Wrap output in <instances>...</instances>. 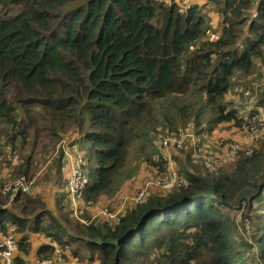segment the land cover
I'll return each instance as SVG.
<instances>
[{"label":"trees","instance_id":"obj_1","mask_svg":"<svg viewBox=\"0 0 264 264\" xmlns=\"http://www.w3.org/2000/svg\"><path fill=\"white\" fill-rule=\"evenodd\" d=\"M205 7L219 20L213 39L196 4L0 0V165L7 168L0 188L33 181L12 198L0 192V231L12 228L17 243L13 264H25L30 253L26 233L52 240L39 249L40 260L59 250L80 264H264V142L241 154L229 173L198 175L181 165L186 187L148 192L145 203L126 206L115 227L102 218L86 226L71 220L63 197L54 214L31 194L64 133L71 147L85 141L92 165L84 201L94 205L119 188L135 139L174 137L188 124L198 136L227 122L247 127L264 110V90L252 108L225 103L234 81L249 76L256 60L264 64V0H206ZM39 124L48 134H39ZM61 155L47 182L58 178ZM242 202L247 211L260 204L250 221L256 253L236 238L237 225L224 211Z\"/></svg>","mask_w":264,"mask_h":264},{"label":"rangeland","instance_id":"obj_2","mask_svg":"<svg viewBox=\"0 0 264 264\" xmlns=\"http://www.w3.org/2000/svg\"><path fill=\"white\" fill-rule=\"evenodd\" d=\"M166 3L175 2L180 7H185L186 5H198L202 9L203 13L205 14L206 24L211 29L208 30L207 37L209 39H213L216 36L219 35V20L215 18L214 12L210 9V7H205L206 0H163ZM20 10V6L14 7L13 10L10 11V13L7 15L13 16ZM247 82V86L244 89L242 84L243 82ZM234 86L229 91L225 98V103L228 105V103L233 102L235 105L244 104L245 106L253 105L256 98L258 97L259 93L264 90V64H262L259 60L255 61V68L253 72L244 78V76H241L234 81ZM185 101L190 102L192 100L185 98ZM231 103V104H233ZM233 104V105H234ZM255 118L252 120L254 128L250 130L249 125L247 124V127L243 126L242 128H237L232 126L231 124L223 123L218 124L214 127H212V130L207 133H203L201 136H198L195 132V129L191 124L186 125L181 131L183 132H190V134L194 138V142L190 143V146L186 145L181 148H169L167 151H164L160 145L159 142L163 140L160 139L161 137L156 135L154 138L153 136L149 135L146 138L142 139H135L130 146V150L128 151L129 154L127 156L125 165L122 169V172L124 176L117 179L116 185H120L119 188L113 192V194L102 196L101 202H99L104 205L103 208H106L110 214L116 213V210L114 211L113 208H111L110 203H106L105 200H114L113 204H116L119 201L118 195L124 196L125 198L130 197L131 202L134 201L137 196L143 192L145 199L148 195V192L152 193H164V192H170L172 189L177 188V185H173V187L166 189L164 188L165 182L162 180L168 179V172L165 169V164L163 161V156L167 152L169 157L175 162V176L176 180H184L178 170H180L181 165H183L186 169L190 170L192 167H196L199 171L196 173L198 175H203L206 173L205 170H207L203 166V162L206 158H212L214 160H217L218 163L214 165V170L209 169L211 172L215 171L216 173L221 171L224 173H229L230 169L232 167V163L237 160L241 154H246V151L257 149L260 143L264 142V126H261L258 124V120L262 118L264 120V110L259 107L258 112H254L253 115H255ZM161 115L157 114L158 118V125L159 127L162 126V120L160 118ZM23 118L24 115H23ZM251 121V120H250ZM41 124H39L36 128L39 130V127ZM262 127V128H261ZM160 129V128H159ZM181 133V132H180ZM262 134L263 140H259V136L257 134ZM39 134H48V130L42 129ZM70 133H64L61 137H59V140L55 143L54 149L51 152V156L49 160L45 163L44 166L41 167L37 172V178L35 180V186L38 188L42 187L43 190H39L40 193H45V196L47 197L48 202L51 200L50 196V189H48V182L44 179V177L47 175L49 177L50 171H51V165L53 164L55 158L54 156L57 155L59 152H61L62 157H65V153L63 151L64 145L63 143H66L68 139V135ZM74 135V133H71ZM48 143V141H47ZM46 143V144H47ZM45 143H42L43 146L46 145ZM72 144V142L70 143ZM80 148L76 149L81 154L82 160L86 166L90 167L92 165L91 159L88 158L87 152H86V145L85 141L81 139V141L78 144ZM40 146V144L38 145ZM61 146V147H60ZM56 147V149H55ZM237 147V152H239V155L237 154L232 158L230 161H226V158L230 152L233 151V148ZM190 148V149H189ZM55 151L54 156L52 155ZM73 153L70 155L71 161H74L76 159L75 151L72 150ZM172 152L174 154H178V158H173ZM236 152V151H235ZM252 153V152H251ZM48 156V155H47ZM149 157V159L147 158ZM175 157V156H174ZM237 157V158H236ZM177 164V168H176ZM4 169L2 165H0V172ZM207 170V171H209ZM209 171V172H210ZM88 173V172H87ZM142 173L144 175L142 176ZM54 175V174H53ZM51 175L50 177H53ZM67 177L65 169L62 168L58 178V187L61 189L62 192H64V179ZM158 181L159 186H155V181ZM33 183V181H31ZM50 182V181H49ZM45 185V187H44ZM124 188V191L121 190ZM128 192L130 193L128 196ZM65 195V192H64ZM264 197V195H263ZM124 199L120 200L117 205H120ZM63 203H67V197L65 195V199H63ZM106 203V204H105ZM130 203V202H129ZM127 205V204H126ZM128 207V205H127ZM259 202L256 203L255 206H253V210L247 211V206L243 202L239 204V206L234 205L231 209H225L224 211L230 216L235 224L237 225V233L236 238L239 240H242V242H248V251L256 253V248L253 247V249H250L251 246V235L253 232V228L251 226V219L254 217V214L258 212L260 209ZM102 208V209H103ZM119 215V214H118ZM120 216V215H119ZM72 218V217H71ZM86 221L88 222L86 225L90 224V219ZM85 225V226H86ZM59 251V250H57ZM60 252V251H59ZM251 255L245 256L248 263H254L253 260L250 258ZM62 259V258H61ZM65 261V259H62Z\"/></svg>","mask_w":264,"mask_h":264},{"label":"built area","instance_id":"obj_3","mask_svg":"<svg viewBox=\"0 0 264 264\" xmlns=\"http://www.w3.org/2000/svg\"><path fill=\"white\" fill-rule=\"evenodd\" d=\"M264 88V87H263ZM253 105H250V108H252ZM259 109L257 110V112ZM255 115H252L250 117V120L247 121V124L249 125L250 130L254 128L252 120L255 118ZM258 124L261 126H264V120L260 118L258 120ZM262 128V127H261ZM259 136V140H263L262 134H257ZM194 142L193 136L190 134V132H182L174 137L164 138L162 141L159 142L160 147L167 151L169 148H181L185 146L186 143ZM64 145V143H63ZM61 147V146H60ZM78 149L77 147H72V150L75 151L76 159L74 161H71L70 155L73 153H66V155L69 156L68 162H70V166L68 168L67 177L64 183V188L66 191L67 198L69 202L71 203V213L73 218H75L78 222H80L83 225H86L88 222L85 220V209L82 207H77L76 204L79 202H84V191L89 183L88 179V173L85 168V164L82 160L81 154L76 151ZM66 147L64 146L63 151L65 153ZM236 151V152H235ZM252 150L246 151L245 155L251 154ZM237 154L239 155V152H237V147L233 148V151L230 152L226 158V161L232 160L234 156ZM237 158V157H236ZM163 161L165 164V169L168 172V179L162 180L165 182L164 188L169 189L173 187V185H177L178 187L183 186L186 187L188 183L185 180H176L175 176V162L169 157L168 153L166 152L163 156ZM218 163L217 160H214L212 158H206L204 162L202 163L203 166L209 170H214V165ZM210 171V170H209ZM211 172V171H210ZM215 172V171H213ZM159 180L155 181L154 185L159 186L158 183ZM32 182H27L24 178H20L17 181L13 183H5L1 186L0 192L2 195H10V197H14L17 193H25L30 190ZM145 196L144 193L141 192L137 198L134 200L136 202H133L134 204L137 203H145ZM98 218L104 219L109 226L115 227L119 224L120 217L117 213L110 214L106 208H103L99 211L98 214L94 215L90 218V222H93L97 220ZM17 252V243L12 235V229H9L5 232L0 231V260L1 264H13V255ZM38 264H66L64 260L61 259V254L59 251H55V254L52 258L46 259L44 261L39 262Z\"/></svg>","mask_w":264,"mask_h":264},{"label":"crops","instance_id":"obj_4","mask_svg":"<svg viewBox=\"0 0 264 264\" xmlns=\"http://www.w3.org/2000/svg\"><path fill=\"white\" fill-rule=\"evenodd\" d=\"M186 2H187V0L185 1V3ZM71 142H72V140L69 139V140H67L66 143H64V146L66 147V150H65V157H62V162H63L62 168L65 169L66 174L68 173V168L70 166V162H68L69 156L66 155V153L72 152V147H71V144H70ZM74 147L80 148V146L78 144L77 145L75 144ZM172 156H173V158H177V156H176V154H174V152H172ZM62 168H61V170H62ZM6 172H7V168H4L0 172V179L6 174ZM143 175H144V173H142V176ZM65 180H66V178L64 179V183H65ZM48 183H49L48 184V189H50V196H51V200L49 202L47 200V197L45 196V193L43 194V193L39 192V190H43L42 187L38 188V190H37V187L34 184V186L31 188V192H32L31 194L33 196H37L40 199H42L45 202L47 208L50 211H52L54 214H57L56 213V201H57V199L59 197H63V199H65L66 191H65V188H64V192H65V195H64V192H62L61 189L58 187L57 178H52V180L50 182H48ZM44 187H45V185H44ZM121 191L123 192L124 188ZM129 194L130 193L128 192V196H129ZM66 197H67V195H66ZM117 198H119V201L122 200V199H124V201L120 205H117V203L119 201L116 204H113L114 200H107L106 199L105 202L106 203H110L111 208H113L114 211L116 210V213L119 214L120 216H122L124 214V212H125L126 206L129 205L130 203L132 204V202H131L132 198H130V197L125 198L124 196H120V195H118ZM101 199H100V202H101ZM100 202L98 201L94 205H87L85 203V201H84V202L77 203L76 206L77 207H82L83 209H85V215L84 216L86 218L90 219L94 215L98 214L99 211L104 207V205H102ZM62 206L64 207V210L62 209V212L66 214V213H68V211H70L69 218L71 220H76L72 216V213H71V207L72 206H71V203L69 202L68 198H67V203L66 204L63 203ZM61 224H62V222H61ZM10 229H12V228H10ZM66 231L68 233H70L67 228H66ZM26 236L28 238V241H29V244H30L31 248H30L29 255L25 256V258H24L25 259V264H38L39 262L44 261V260H40L39 259L38 251H39V249L42 246H45L46 244L53 243L52 240L50 238H46L44 236L31 234V233H26ZM16 238L17 239L20 238V235H17ZM64 253H66V256H67V258L65 259L66 260L65 261L66 264H80V262H77V260L74 259L70 255L69 251H66Z\"/></svg>","mask_w":264,"mask_h":264}]
</instances>
